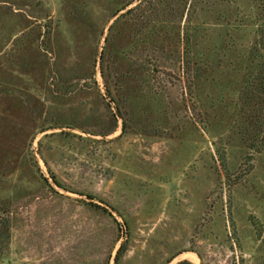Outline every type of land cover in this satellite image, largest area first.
Instances as JSON below:
<instances>
[{
	"label": "rangeland",
	"instance_id": "obj_1",
	"mask_svg": "<svg viewBox=\"0 0 264 264\" xmlns=\"http://www.w3.org/2000/svg\"><path fill=\"white\" fill-rule=\"evenodd\" d=\"M255 10L0 0V264H264Z\"/></svg>",
	"mask_w": 264,
	"mask_h": 264
},
{
	"label": "trees",
	"instance_id": "obj_2",
	"mask_svg": "<svg viewBox=\"0 0 264 264\" xmlns=\"http://www.w3.org/2000/svg\"><path fill=\"white\" fill-rule=\"evenodd\" d=\"M256 7L254 14L256 16L257 25V40L247 50V58L249 59V71L252 74L246 81V88H249L253 98L262 105L264 110V0H251ZM247 90V89H246ZM53 183L60 187L53 179ZM10 241V218L9 210L5 204L0 201V260L4 257ZM121 247L118 249V254L121 252Z\"/></svg>",
	"mask_w": 264,
	"mask_h": 264
}]
</instances>
